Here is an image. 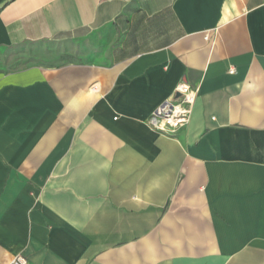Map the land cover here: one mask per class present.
Wrapping results in <instances>:
<instances>
[{
	"label": "crops",
	"instance_id": "obj_1",
	"mask_svg": "<svg viewBox=\"0 0 264 264\" xmlns=\"http://www.w3.org/2000/svg\"><path fill=\"white\" fill-rule=\"evenodd\" d=\"M45 44L82 64L0 69V264H264V0L0 12V53ZM181 83L171 139L147 121Z\"/></svg>",
	"mask_w": 264,
	"mask_h": 264
},
{
	"label": "rangeland",
	"instance_id": "obj_2",
	"mask_svg": "<svg viewBox=\"0 0 264 264\" xmlns=\"http://www.w3.org/2000/svg\"><path fill=\"white\" fill-rule=\"evenodd\" d=\"M80 63L82 64V60L77 57L75 46L62 47L56 44H45L39 46H24L0 53V69L7 73L31 67L56 70L66 65H78ZM182 129L183 128L180 130ZM180 130L174 133L169 132L161 134L167 138L174 139ZM169 208L170 203L166 204L165 210Z\"/></svg>",
	"mask_w": 264,
	"mask_h": 264
},
{
	"label": "built area",
	"instance_id": "obj_3",
	"mask_svg": "<svg viewBox=\"0 0 264 264\" xmlns=\"http://www.w3.org/2000/svg\"><path fill=\"white\" fill-rule=\"evenodd\" d=\"M230 72L234 73L233 70ZM197 92L198 89L195 87L181 83L174 97L159 106L147 124L159 133H174L184 128L190 120ZM10 264H27V259L23 255H18Z\"/></svg>",
	"mask_w": 264,
	"mask_h": 264
},
{
	"label": "water",
	"instance_id": "obj_4",
	"mask_svg": "<svg viewBox=\"0 0 264 264\" xmlns=\"http://www.w3.org/2000/svg\"><path fill=\"white\" fill-rule=\"evenodd\" d=\"M14 0H5L3 2L0 3V12L7 6L9 5L11 2H13Z\"/></svg>",
	"mask_w": 264,
	"mask_h": 264
}]
</instances>
